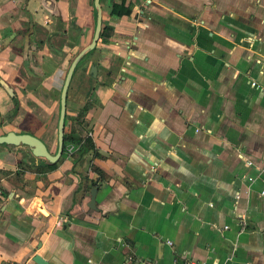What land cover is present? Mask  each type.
<instances>
[{"label":"crops","instance_id":"obj_1","mask_svg":"<svg viewBox=\"0 0 264 264\" xmlns=\"http://www.w3.org/2000/svg\"><path fill=\"white\" fill-rule=\"evenodd\" d=\"M128 2L117 19L101 0L114 33L90 65L93 96L82 71L67 110L66 130L95 151L18 176L31 152L0 145V264H264V0ZM95 25L94 0H0L13 93L0 84V135L57 152L65 77Z\"/></svg>","mask_w":264,"mask_h":264},{"label":"water","instance_id":"obj_2","mask_svg":"<svg viewBox=\"0 0 264 264\" xmlns=\"http://www.w3.org/2000/svg\"><path fill=\"white\" fill-rule=\"evenodd\" d=\"M94 8L97 15H96V25H95L93 39L91 43L82 51H80L72 61L68 69V72L66 74L63 88L61 91L57 152L55 154L51 153L48 147L46 146V144L41 139L29 133H16L12 131L5 135H0V145L27 147L33 156L34 159L33 164L35 166H38L39 164H43V163H46L47 165H53L58 163L63 157L64 146H65L66 118H67V110H68V95H69L70 86L73 81V77L78 65L90 52H92L95 48H97L103 32V10L101 5V0H94ZM90 74L93 75V77L97 75L96 66H93L91 68ZM0 84L7 90L8 93L13 95L11 88H9V86L1 78H0ZM0 123H2L1 113H0ZM25 163L30 164L29 159L25 158ZM96 193L97 190L94 189L92 191L91 205H90L92 208H94V204L96 201ZM0 215H2L1 211H0ZM33 261L36 264H48L39 255H36Z\"/></svg>","mask_w":264,"mask_h":264},{"label":"trees","instance_id":"obj_3","mask_svg":"<svg viewBox=\"0 0 264 264\" xmlns=\"http://www.w3.org/2000/svg\"><path fill=\"white\" fill-rule=\"evenodd\" d=\"M133 4L129 3L128 0H112V6H111V17L113 18H123L124 16H131L133 13ZM95 14L97 15L96 11ZM114 33V28L111 26H104L103 28V32H102V36H101V40L103 43H106L110 40V38L112 37ZM19 55H21L23 58H25V65L27 67V69L30 70L32 76L36 77L34 75L33 72V68L31 67V62L29 60V56L27 55L26 52H24V50H17L16 51ZM98 49L95 48L92 52H90L78 65L74 77H73V81L72 84L70 86V90H69V95H68V109L70 108H74L73 106H71V90L73 88V83L75 78L79 75L80 72L85 71L87 74V79L84 81L83 83V87H84V96L85 97H91L93 96L92 91H94V86L92 84L94 77L93 75H91L90 72V65H96L98 63V58L96 59V55L98 53ZM95 57V58H94ZM37 66V65H36ZM13 102H14V109L13 111H11V113H9L7 120L12 121L14 119H16V117L19 114L20 111V101L19 98L17 96H15L13 98ZM90 108V104L87 102L80 110H79V115L76 119V121H78L80 123V125H83L84 123V119L86 117V114L88 113ZM68 120V116L66 118V121ZM1 123H0V127H1ZM76 146L78 147V152L80 156H84L87 155L89 152H94L95 151V144L93 142V140L91 138H80L78 137L75 132L71 131L68 132L67 130H65V146H64V153H63V157L62 159L53 165H47L46 163L43 164H39L38 166H35L34 164L32 165H28L26 163H20V170L18 172V176L25 174V171L30 170V171H34L36 174H40V175H44L48 172H52L54 170H56L59 165L62 163V161L64 159H66L67 157H69V153L68 150L70 148V146ZM77 152V153H78ZM31 154V153H30ZM97 154V153H95ZM74 156V155H73ZM95 172L98 173L100 176H102V172L95 168ZM91 186L88 187V191L90 189ZM82 191V189H81Z\"/></svg>","mask_w":264,"mask_h":264},{"label":"built area","instance_id":"obj_4","mask_svg":"<svg viewBox=\"0 0 264 264\" xmlns=\"http://www.w3.org/2000/svg\"><path fill=\"white\" fill-rule=\"evenodd\" d=\"M78 147L72 145L70 146L69 150H68V153H69V156H71L76 150H77ZM1 194V192H0ZM264 194V192L262 193ZM244 222H243V227H244ZM137 264H149V263H146V262H139ZM151 264H158V263H151ZM184 264H210L208 262H200V261H195V260H186Z\"/></svg>","mask_w":264,"mask_h":264},{"label":"rangeland","instance_id":"obj_5","mask_svg":"<svg viewBox=\"0 0 264 264\" xmlns=\"http://www.w3.org/2000/svg\"><path fill=\"white\" fill-rule=\"evenodd\" d=\"M77 78V77H76ZM76 78H75V80H74V88L71 90V98H74V96L77 94L76 92H75V87H76ZM81 89H82V86H81ZM81 92H82V94H84L85 92L84 91H82L81 90ZM77 97V96H76Z\"/></svg>","mask_w":264,"mask_h":264}]
</instances>
